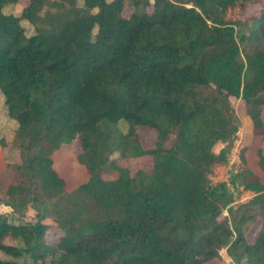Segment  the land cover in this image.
I'll return each mask as SVG.
<instances>
[{"label": "trees", "instance_id": "trees-1", "mask_svg": "<svg viewBox=\"0 0 264 264\" xmlns=\"http://www.w3.org/2000/svg\"><path fill=\"white\" fill-rule=\"evenodd\" d=\"M18 2L0 0V91L29 182L10 185L5 204L15 214L28 195L37 219L0 214V252L13 257L0 264H205L223 248L235 264H264V183L248 168L233 174L254 193L235 205L229 182L210 178L239 131L231 97L264 139V0H29L5 12ZM139 126L157 131L153 148ZM76 139L89 178L66 191L53 154ZM115 153L151 155L153 168L132 174Z\"/></svg>", "mask_w": 264, "mask_h": 264}, {"label": "rangeland", "instance_id": "rangeland-1", "mask_svg": "<svg viewBox=\"0 0 264 264\" xmlns=\"http://www.w3.org/2000/svg\"><path fill=\"white\" fill-rule=\"evenodd\" d=\"M29 3V0H19L18 3L8 5L5 7V12L14 13L16 15L21 14L23 7ZM191 5V4H188ZM260 7V3L252 4L245 12L243 17H247L250 14L256 12ZM132 12L131 8L125 10V15L128 16ZM26 29L27 34H31L35 30V26L26 20L22 21ZM5 97L0 91V214L13 216L14 221L19 222V218L22 222H34L37 219L36 210L32 206V202L25 199L24 205H21L22 200H19V208L16 213L13 214V209L7 206L5 202L10 200L7 190L12 184H19L22 181L29 182L27 176H25L19 169V165L23 163V153L25 150L20 146L23 142L16 135V125L12 120L9 119L7 114V109L5 105ZM231 103L235 108L237 115L239 116V131L237 133L236 139L228 153V159L224 163H217L214 165L213 170L210 174V178L213 183H218L221 181L229 182L230 177L241 170L248 168L257 174L261 181L264 183V170L258 161V150L262 149L264 152V139L260 135H256L254 131V126L251 118L247 115L246 105L243 99L231 97ZM264 110V109H263ZM264 120V111L262 113ZM142 144L144 148H153L155 146L157 131L153 128L147 126H139L137 128ZM173 143L172 140L166 142V146H170ZM224 147L222 142L217 143L214 146V150L219 152L220 149ZM81 152V144L78 139L74 140L70 144H63L59 150L53 154L54 167L56 168L59 175L65 180V190L72 191L76 189L79 185L86 182L89 178V172L86 167L81 164L77 158L78 154ZM245 156L246 162H243L242 156ZM112 158H115L117 163L123 167L128 168L132 174H134L139 169L151 170L153 168V158L151 155H143L140 157L133 158H121L118 153L113 154ZM118 173L107 172L103 173L105 179H115ZM239 184V183H238ZM229 187L234 190L236 194L234 204H239L242 202H247L250 200L254 193L251 191L243 190L241 185L233 186L229 182ZM46 200L44 197H42ZM228 211L224 210L222 216L228 215ZM44 222L51 224V229L46 234V238L49 242H54L57 240L62 231L57 227L54 222V217L50 212V215L45 218ZM261 228V218L255 223L253 230L249 233L248 237L250 241H253L256 233ZM6 243L18 244L21 243L13 238H6ZM221 257L211 260L205 264H235L233 259L228 255L227 249L223 248L220 251ZM0 258L3 259H13L3 252H0ZM46 264L43 262H34L32 259L21 258L18 263L24 264Z\"/></svg>", "mask_w": 264, "mask_h": 264}, {"label": "crops", "instance_id": "crops-1", "mask_svg": "<svg viewBox=\"0 0 264 264\" xmlns=\"http://www.w3.org/2000/svg\"><path fill=\"white\" fill-rule=\"evenodd\" d=\"M264 109V108H263ZM264 111V110H263ZM263 111H262V113H263Z\"/></svg>", "mask_w": 264, "mask_h": 264}]
</instances>
